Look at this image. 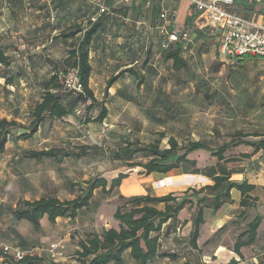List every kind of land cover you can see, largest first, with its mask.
I'll return each mask as SVG.
<instances>
[{
  "label": "crops",
  "instance_id": "1",
  "mask_svg": "<svg viewBox=\"0 0 264 264\" xmlns=\"http://www.w3.org/2000/svg\"><path fill=\"white\" fill-rule=\"evenodd\" d=\"M106 1L107 3H111L112 6H116V2H118V0ZM249 1L256 2L253 8L249 4L239 5V7L244 9L243 13L245 17L255 20L262 19L264 17V1ZM164 2L167 6H175L177 9L175 27H185L186 20L190 14V3L185 0L180 2L165 0ZM138 3L141 4L135 8L134 15L149 12L151 17L149 16L148 19L144 17L147 19L144 20L150 22L149 24L153 23V21L155 23L159 12V2L153 0L151 7H149L147 11L143 7L144 0H136L137 5ZM18 7L19 5L13 0H0V44L8 45L4 44L5 42L2 38L8 34V31L12 27L11 25H15V23L18 24L20 18H23V15L20 13L21 10L18 9ZM102 17V29L94 38L90 48V62L92 64L90 84L95 75H100L108 80L112 74L118 73L121 69L135 67L136 64L140 62L144 49L146 50L149 48L151 49V52H163L165 47L164 42L167 39L165 35L161 36L157 34V38L152 39L151 41L139 37V32L145 31V28L140 29L142 26L139 22L142 20L137 21L136 19H133V23L127 25V37H125L124 40H116V28L119 27L116 25V15L113 18L106 16ZM201 22L202 21H199L198 17H196L194 24H197L199 27H204ZM146 25V29H150L149 25ZM138 28L140 29L139 31ZM173 28L174 27H170V29ZM54 33H56V29L54 30ZM35 37H37V41L35 42L34 40L32 45L36 46V49L43 51L45 56L54 59L58 57L55 56V44H51L53 43L54 36L45 41L42 39L41 31L37 28ZM215 41L220 43V38L216 36ZM28 42H30V40H28ZM200 42H202L201 36L191 40L187 48L183 49L182 56L187 60V57L194 54V52L204 55L205 53L211 54L215 49L214 45L212 48L210 47V50L208 51L199 49L195 50L197 43ZM203 43L206 42L203 41ZM27 45L29 46V44ZM144 46L146 47L144 48ZM6 50L7 54L11 56L12 52L9 51V48ZM218 51L222 53L220 44ZM188 70L192 71V75H194V72H199L198 70L195 71V67L190 63ZM18 71H20V69ZM180 71H183V69ZM144 72V69H142V73ZM19 78V81H16L13 85H5L4 78L0 77V95L3 96L0 98V118H7L8 120L21 122L27 117L30 122V111L35 102L19 95L23 90H29L26 86L23 87L25 83L22 82L20 76ZM113 85V90L108 89V97L104 100L109 109V114L104 120V123H107L108 121L110 125H113L112 122L116 121V110L113 111L112 108H110V105L112 107V104L116 103V81ZM192 86V88H187L189 87L187 86L182 89L181 86L177 84L175 87H177L178 90L181 89V93L175 96L170 93L169 89L167 90L166 96L168 95V99L180 101L178 104L176 103L179 106H193V103H188L191 99L189 97V91L199 89V85L193 83ZM5 87L9 89V91H7V97H5ZM37 88L38 86L36 85L35 87H30V90ZM156 89V94H149V96L146 95L144 97L146 106L153 108L162 103L169 109L171 105L164 103L165 99H163V96L161 95V86L158 85ZM217 89H221L220 84L217 85ZM235 89L246 92L244 95H239L246 96L250 101H247L245 105H241L240 108L234 104L228 106L232 111H230L229 114H226L224 119H222L225 122H233L236 124L235 127H232L233 129L231 128V132L229 130H222V127L218 124V119H220L218 115H206V117L202 116L201 113L197 111L187 114L181 110H175L174 108L169 109L170 111L168 112V125L170 126L167 128L161 126L160 130L157 132L163 131L166 136L174 135L182 141L187 138L200 140L211 146H216V141H220L219 144L229 141L231 136L238 131H257L264 133V105L261 104L264 101V86L248 82L242 83L239 88ZM235 89H233L232 86L229 88L231 91H234ZM109 100H112V102ZM231 101L233 102V99ZM121 103L123 108L122 111H124V102L122 101ZM120 116H122L121 113ZM213 119L217 123L214 122ZM156 121L161 124L165 123L164 116L161 117L157 115ZM80 125L82 124L80 123ZM40 134V129H38L31 138L26 140H17L10 135L5 150L0 154L1 244H7L10 241L16 242L22 250L29 251L30 249H33L36 254L47 255L49 257L51 256L50 247L52 244H55L57 250L62 253L66 251L73 252L71 255V257H73L74 252L79 249L77 240L83 237L86 232H100L103 228L118 226V222L114 217L105 218L106 213L103 208L105 207L106 202L115 201V207L111 212L114 213L119 202L118 194H123L125 196L147 193L152 195L167 194L161 193L157 190L163 186L156 185L157 180L161 179L165 174L157 172L151 173L149 175H151L152 180H138L140 178L128 176L123 179L120 186L110 195H105L100 189H96L90 205L79 210L76 218L58 217L56 221L52 223L44 217L42 219V227L39 231L35 230L27 221L16 222L13 219V211L16 208L18 201L22 198L35 200L43 195H55L61 199L75 197L77 191H73L71 183L66 182V177H57L58 169H62L64 175L68 176L72 182L83 181L76 176L74 170L78 169L77 167H74V170L72 171H65L63 168L64 162L58 164L52 158L44 159L39 162L35 159L24 156L26 150H40L51 147V145L48 144L40 147L33 145L28 146L29 140L36 139L38 136L40 137ZM262 137H264V135L247 138L258 140ZM222 138L224 141L221 140ZM164 146H166V144H164ZM224 155L225 158L222 162L226 168L232 171V180L237 182L247 180L250 184L255 185L252 194L258 197L256 203L252 207L246 209V207H243L240 203L242 199L241 192L238 189L233 188L231 190L232 200L224 203L219 210L214 211L211 207H204V222L200 225L197 247H194L191 244L190 234L194 228V219L197 214V203L196 198L193 197V203H188L179 211L177 217L168 219L162 225V228L158 233L160 244L159 252L161 254L167 252L174 255L157 256L148 264H228L232 258L238 260L237 264H264V149L260 148L255 151L254 147L250 145L240 144L227 149ZM190 156L197 159L198 167L202 168L201 173H185L180 168L169 172L175 179L170 186L178 185L179 187L176 192L174 191L178 196H183L184 192L189 187L199 189L206 184L213 183V180L205 173V167L208 165V161L209 165H211L215 164L217 159L210 156L208 152L204 150H198ZM204 156L206 158H204ZM206 159H208L207 162ZM86 169L87 168H84V170ZM81 170L83 171V169ZM104 176L106 177V175ZM113 177L115 176H112L111 178ZM83 179L85 180L88 178L84 177ZM256 215L262 216L256 239L251 245L243 246L240 249L241 253L238 254L233 250L236 236ZM72 231L75 233V243L73 242L75 240H72ZM55 259L60 260L65 264L75 263L74 259H71L70 262H65L68 261L65 256ZM1 260L2 259L0 258V264H4ZM109 264L138 263L132 258L130 250L127 249L123 253V260L121 262H111Z\"/></svg>",
  "mask_w": 264,
  "mask_h": 264
},
{
  "label": "trees",
  "instance_id": "2",
  "mask_svg": "<svg viewBox=\"0 0 264 264\" xmlns=\"http://www.w3.org/2000/svg\"><path fill=\"white\" fill-rule=\"evenodd\" d=\"M20 6L23 0H13ZM72 1V0H70ZM85 1V0H82ZM149 1V6L146 2ZM153 0H144V8L151 7ZM159 2V12L157 20L153 23L144 20L145 16L141 17V13L134 15V19L142 20L139 23L145 31L139 32V37L142 39L153 35H163L156 28L161 22L160 11L162 7V0ZM255 1L236 0L235 5L230 8L239 14L244 15L243 8L239 5L249 4L252 8L255 6ZM141 3L136 4V0L130 3H118L112 6L113 13L99 14L97 10V17L92 18L86 27L76 25L75 30L68 34V37L76 38L75 44L69 48L68 52L62 59L48 58V65L51 67V72L48 78L40 82L41 96L32 107L31 121L25 127L26 132H19L14 134L15 128L20 126V122L16 120H8L7 118H0V154L5 150L6 143L10 135L17 140H26L31 138L38 129L51 119H64L73 116L79 123H99L102 124L109 114V109L104 100H99L90 84L92 74V64L90 62V48L91 44L100 32L103 26L102 16L113 18L116 11L134 10ZM110 5V4H109ZM97 9V8H96ZM133 11V12H134ZM169 19L172 9L169 8ZM199 13L194 12L190 8V14L186 20L185 27L182 30H188L189 39L178 40L170 43L168 39L164 42V50L162 57L166 61H172L174 69L187 70L189 63L182 56L183 49H186L191 40L196 39L205 30H216V28L209 25L199 27L194 24ZM123 20H129L128 14L121 15ZM75 18V17H74ZM155 18V19H156ZM150 29H146L147 25ZM138 28V31L140 30ZM218 37V31L216 30ZM145 36V37H144ZM219 38V37H218ZM8 46L0 44V66L4 67L0 71V77L4 78V84H14L19 81V76L22 78L23 71L14 70L12 66V55L7 54ZM19 53V52H18ZM17 56V53H15ZM19 57V56H18ZM244 57L248 60L255 57L251 54H244L237 56ZM260 57V56H258ZM263 58V57H261ZM264 59V58H263ZM12 66V67H10ZM74 70L77 79V84H80V89L71 88L66 84L68 74ZM13 71V72H12ZM17 71V72H14ZM36 68H33L35 75ZM125 74L134 76L136 79L137 91L140 90L144 83L143 76L136 69V67H128L121 69L118 73L112 74L108 80L106 87L109 89L115 81ZM87 101H90L89 103ZM80 103L86 104V112L83 115L77 113V107ZM98 108V113L91 114V110ZM264 133L261 132H235L231 139L223 144H216L211 146L200 140L191 138L180 141L174 135L166 136L165 132L159 131L158 138L151 142L142 144L139 140L125 139L123 145L116 151L111 152L112 159L117 161H126L130 168H141L139 171L144 175L157 172L167 174L174 169H182L185 173H201L200 167L197 165V159L190 156L198 150H204L208 154L217 159L215 164L205 167V173L213 180L212 184H206L199 189L189 187L184 192L183 196H178L175 192H169L164 195L138 194L125 196L118 194V204L113 213L114 219L118 222L117 227L103 228L100 232L89 231L78 239V246L74 252L73 264H109L111 262H121L123 260V253L127 249L138 264H148L157 256H173L171 253L159 252V236L162 225L170 218L177 217L180 210H182L188 203H193V197L196 198L197 214L194 219V228L190 234L191 244L197 247V239L200 233V225L204 222L203 210L204 207H211L214 211L219 210L222 205L232 200L231 190L238 189L241 192L242 199L240 201L243 207H252L258 197L253 195L255 185L250 184L247 180L237 182L231 179L232 171L225 167L223 160L224 153L227 149L235 147L240 144H246L254 147L255 151L264 149V137L253 140L247 137H260ZM167 139V145H162V140ZM27 158L35 159L41 162L44 159L52 158L58 164L63 163L67 158H72L78 161L96 162L106 157V153L99 148L98 144H77L71 147L67 146H51L40 150L31 149L24 152ZM139 157L146 158L139 159ZM65 176V175H64ZM66 177V182H70L74 192L77 194L74 198L61 199L55 195H43L39 199L28 200L20 199L16 208L13 211V219L16 222L27 221L32 227L39 231L42 227V219L47 218L49 222L54 223L58 217L76 218L79 210L90 205L94 191L100 189L105 195H110L122 183L123 179L128 177L125 172H120L115 177L109 179L102 174L94 175L88 179L79 182H72ZM190 193V194H189ZM189 194V196H188ZM244 213V212H243ZM243 215V214H242ZM262 221L261 215H256L249 221L244 229L240 231L235 239L233 250L240 254V249L243 246L254 243L257 231ZM7 244L19 246L16 242H8ZM2 249V248H1ZM51 254V253H50ZM0 258L4 264H65L60 260H56L51 256L26 254L22 259L15 260L9 254H5L0 250ZM238 260L232 258L228 264H237Z\"/></svg>",
  "mask_w": 264,
  "mask_h": 264
},
{
  "label": "rangeland",
  "instance_id": "3",
  "mask_svg": "<svg viewBox=\"0 0 264 264\" xmlns=\"http://www.w3.org/2000/svg\"><path fill=\"white\" fill-rule=\"evenodd\" d=\"M108 4L112 5L109 2ZM18 9L21 10L20 13L23 15V18H20L18 24L15 23V25H11L12 27L8 31V34L2 39L5 42L4 44H8L9 51L13 52L12 66L15 67L14 70H24L22 73V82L25 83L23 87L26 86L29 90H23L19 95L36 102L42 93L40 82L48 78L51 72V67L48 65L47 61L50 57L45 56L43 51H39L36 49V46L32 45L34 40L35 42L37 41V37H35L37 28L41 31L42 39L45 41L54 36L53 43L51 44H55V56H58L56 57L57 59H62L69 48L75 44L77 38L68 37V34L75 30L76 25L86 27L92 18L97 17V9L87 0H23ZM133 11L134 10H126V13L120 10L116 11V25L119 26L116 28V40H124V38L127 37V25L133 23L134 19L135 11ZM123 14H128L130 19L128 21L123 20L121 17ZM139 15H141V17L145 16L147 19L149 16L151 17L149 12ZM55 29L56 33H54ZM216 34V30L212 31L209 29L203 31L200 34L202 42L197 43L195 47V50L208 51L210 47L212 48V46L215 45V49L211 54L205 53L203 55L194 52V54L187 57V61L195 67V71H199L198 73L194 72V75H192V71L188 69L183 71L174 69L171 63L172 61L164 60L161 51L151 52L149 48L146 50L144 49L140 62L135 66L144 80L140 90L137 91L136 79L134 76L125 74L116 80V103H113L112 107L110 105L113 111L116 110V121L112 122L113 125H110L108 121L102 124L92 122L80 125L73 116L64 119H51L39 128L41 133L40 137L38 136L36 139H30L28 146L33 145L40 147L45 144L51 146H67L71 144V147H73L80 143L98 144L99 148L106 153L104 159L96 162L83 163L82 161L67 158L63 166L65 171H72L74 167H77L78 169L74 171L76 172V176L81 180H84V177L89 178L97 174H103L106 175L107 178H111L112 176L118 175L120 172H125L128 176L140 178L138 180H152L151 175L148 176L139 172L141 168H130L126 161L112 159L110 156L111 152L120 148L125 139L139 140L142 144H145L158 138L157 131L160 130L161 126L166 128L170 126L168 125V112L171 108L181 110L187 114L197 111L201 113L202 116L218 115L220 117V119H218V124L222 127V130H229L231 132L233 129L232 127H235L236 124L223 120L225 115L232 111L228 106L234 104L240 108L241 105H245L247 101H250L246 96L239 95H244L246 92L236 90L235 88H239L242 83L248 82L264 86V59L258 56L248 60L244 59V57L225 56L218 51L220 43L215 41ZM149 35H146L145 40L148 39L151 41L157 38L156 34L153 35L152 38H149ZM28 40H30V42H28ZM203 41L206 43H203ZM27 44H29V46ZM145 47L146 46H144V48ZM18 52L21 54L19 57L15 55V53ZM33 68H36L35 75ZM3 69L4 67L0 66V71ZM142 69H144V73H142ZM74 72L75 71L72 70L67 78L74 74ZM193 83L199 85V89L189 91V97L191 99L188 103H193V106H179L177 104L180 101L168 99V95L166 96L167 90L169 89L170 93L175 96L181 93L180 91L182 90H178V88L175 87L177 84L184 89L187 86H189L187 88H192ZM106 84L107 80L105 77L100 75L93 76L91 86L100 101L108 97ZM218 84L221 86L220 90L217 89ZM36 85L38 86L37 89L30 90V87H35ZM158 85L162 88L161 95L163 99H165L164 103L171 105L169 109L162 103L153 108L146 106L144 97L146 95L149 96V94H156ZM231 86L235 89L234 91L229 90ZM111 87L112 88H109V90H113L114 85ZM5 91V97H7V91H9V89L5 87ZM1 97L3 96L0 95V98ZM120 99L124 102V111H122V101ZM232 99L233 102L231 101ZM109 101L112 102V100ZM87 102L89 103L90 101ZM86 104L87 103H80L78 105L77 113L80 116L85 114ZM261 104L264 105V101ZM98 110V108L91 110V114L98 113ZM120 113L122 116H120ZM157 115L161 117L164 116L165 123L161 124L156 121ZM22 121L20 122V126L15 128V134L27 131L25 127L29 124V120L25 117ZM213 121L216 122L214 119ZM221 140L224 141L223 138ZM215 143L219 144L220 141H216ZM164 144L167 145V139L162 140V145ZM205 156L204 158H206ZM139 159L145 160L146 158L139 157L138 160ZM84 168L87 169L84 170ZM81 169H83V171ZM167 176H172V174L167 173L161 178ZM57 177H65L62 169H58ZM178 188V185H165L157 190L161 193H168L172 191L176 192ZM115 204V201L106 202L103 208L105 209L106 219L113 217V213L111 212ZM75 239V233L72 231V240ZM73 242L75 243L76 240ZM0 250H2L1 247ZM72 253L73 252L66 251L62 253L63 255H56L53 258L65 256L68 260L65 262H70V260L73 259V257H71Z\"/></svg>",
  "mask_w": 264,
  "mask_h": 264
},
{
  "label": "built area",
  "instance_id": "4",
  "mask_svg": "<svg viewBox=\"0 0 264 264\" xmlns=\"http://www.w3.org/2000/svg\"><path fill=\"white\" fill-rule=\"evenodd\" d=\"M45 1V0H42ZM92 3L98 10L99 14H111L112 6L106 0H87ZM132 0H118V3H130ZM162 0L160 11L161 22L156 26L161 34L165 35L170 43L178 40L189 39L188 30H182L176 26V7L167 6ZM180 2L182 0H172ZM190 3V7L194 12H198V19L202 21L203 26H211L216 28L220 38L221 52L226 56H240L251 54L264 58V17L259 20L247 18L238 12L230 9L235 5L236 0H185ZM149 6V1L146 2ZM169 8L172 9L169 19ZM95 20V18L93 19ZM141 23V22H139ZM170 27H174L170 29ZM17 53V56H20ZM75 74L66 78L68 86L80 89V84H77ZM3 252L9 254L15 260L22 259L26 254H33L34 250H22L20 246L11 244H0ZM52 257L62 255V252L57 250L55 244L50 247Z\"/></svg>",
  "mask_w": 264,
  "mask_h": 264
},
{
  "label": "bare ground",
  "instance_id": "5",
  "mask_svg": "<svg viewBox=\"0 0 264 264\" xmlns=\"http://www.w3.org/2000/svg\"><path fill=\"white\" fill-rule=\"evenodd\" d=\"M174 178L172 176H167V177H163L161 179H159L157 182H156V185L157 186H165V185H170L174 182Z\"/></svg>",
  "mask_w": 264,
  "mask_h": 264
}]
</instances>
